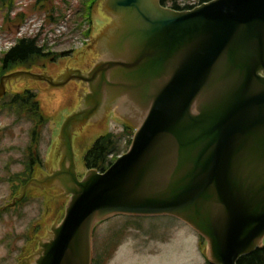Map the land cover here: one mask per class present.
Masks as SVG:
<instances>
[{"label":"water","instance_id":"95a60500","mask_svg":"<svg viewBox=\"0 0 264 264\" xmlns=\"http://www.w3.org/2000/svg\"><path fill=\"white\" fill-rule=\"evenodd\" d=\"M101 4L96 39L81 52L89 51L51 65L53 75L86 70L100 50L91 72L58 81L19 72L0 85L2 97L5 79L47 81L52 87L24 79L15 92L41 90L43 111L57 121L46 158L55 171L38 169L10 206L31 187L70 198L63 221L36 239L40 249L23 264H92L96 225L117 215L179 218L208 241L212 264H238L264 242V0H213L190 11L161 0H106L104 11ZM105 10L114 21L104 33ZM71 80L89 83L85 101ZM117 105L113 121L138 127L131 148L80 180L77 168L86 172L84 155Z\"/></svg>","mask_w":264,"mask_h":264},{"label":"rangeland","instance_id":"374dc122","mask_svg":"<svg viewBox=\"0 0 264 264\" xmlns=\"http://www.w3.org/2000/svg\"><path fill=\"white\" fill-rule=\"evenodd\" d=\"M33 1L24 0L26 4ZM202 1L163 0L168 7L176 4L181 7L198 6ZM83 4L84 0H79L77 20L79 24L85 21L82 30L79 29V52L87 48V37L83 31L90 27L85 19L86 8ZM56 5L63 13H67V4L56 1ZM93 12L94 10L91 16L92 23ZM74 38L75 35L69 37L70 40ZM71 43L74 44V41ZM69 46L68 44L59 49ZM70 59L73 60L75 57ZM34 91L38 96L41 94L39 89ZM0 107V210H2L12 204L15 188L19 183L18 176L26 171L32 122L26 116L19 118L17 113L5 105V101H0ZM120 108L121 106L117 105L114 108L116 111L113 109L107 115L103 135L107 133L117 135L119 153L123 155L129 148L130 135L124 126L113 121ZM56 126V119L51 118L43 130L38 147L45 162L43 168L39 170L44 174H48L46 158L52 147V135ZM63 195L64 192L60 190L32 187L28 190L24 202L10 206L4 214L0 212V264H23L37 254L39 242L36 239L49 236L52 227L57 226L64 217L66 201H56ZM199 239L197 232L175 217L115 216L97 226L93 248L94 251L101 250L107 243L110 249L115 244L111 250L112 255H115L108 264H206L207 260L199 250Z\"/></svg>","mask_w":264,"mask_h":264},{"label":"trees","instance_id":"16d2710c","mask_svg":"<svg viewBox=\"0 0 264 264\" xmlns=\"http://www.w3.org/2000/svg\"><path fill=\"white\" fill-rule=\"evenodd\" d=\"M46 0H38L37 6L44 3ZM102 0H85V7L89 16L91 15V10L94 6L100 3ZM208 0H203L206 2ZM163 2V1H162ZM163 5L165 3L163 2ZM43 6V5H42ZM174 9H192V6H186L180 8L177 4L173 6ZM91 20V19H90ZM90 24H92L90 22ZM92 32H90L91 34ZM89 35V32L87 33ZM59 54L54 53H43V50L40 49L36 41H21L20 44L13 49L10 53L6 55L4 61L6 63L10 62L13 65H10L9 70H16L24 67H33V65H40L44 60H56ZM25 62V63H20ZM5 63V64H6ZM5 105L10 108V110L17 113L18 117L26 116L31 122V143L27 148V161L25 163L26 171L18 176L19 183L15 188V196L19 195L22 185L27 184L32 178L36 177V172L39 168L43 166V159L39 152V144L42 138V133L50 121V117L43 111L40 102L37 99V95L32 91H24L20 94H15L10 98L9 101H5ZM127 133L132 136L134 129L132 126L127 125ZM131 139H129V144H131ZM119 153V142L117 135L113 133H107L105 135L97 138L87 149L84 155V164L88 169H96L100 172H105L116 160ZM113 156L114 159L111 160L110 157ZM19 184H21L19 186ZM199 248L201 252L205 255L207 250V242L203 237L199 239ZM112 251L110 252L109 244L106 243L101 250H98L96 253L95 264H107L110 259ZM207 264H210L209 262ZM238 264H264V246L257 249L255 252L243 256Z\"/></svg>","mask_w":264,"mask_h":264},{"label":"flooded vegetation","instance_id":"af4514ba","mask_svg":"<svg viewBox=\"0 0 264 264\" xmlns=\"http://www.w3.org/2000/svg\"><path fill=\"white\" fill-rule=\"evenodd\" d=\"M7 3H9V2H2V1H0V18L2 19V21H3V23L5 24V28H7V29H10L11 30V26H9V23H7L8 22V17H7V12L10 10V4H7ZM110 22H112V20L110 19ZM109 22V23H110ZM109 23L107 24V25H109ZM13 25H15V24H13ZM100 44H102V42H100ZM18 46V45H17ZM17 46H15V47H13L12 49H10L7 53H5L4 55H3V59H0V83H1V81H2V78L4 77V76H6V75H9V74H11V73H14V72H18V71H32V72H34V73H39V74H42V73H46V72H48V73H52V67H51V63H49V64H42V65H40V67H38V68H35V66L33 67V68H31V67H27L26 69H17V70H13V71H10L9 70V68H10V65L12 64L13 65V63H6V61H4L5 60V58H6V55L8 54V53H10L13 49H15ZM87 51H89V50H87ZM87 51H84V52H82V53H86ZM75 57V56H74ZM78 58V56L76 57V59ZM60 61H63L62 59H59V60H57V61H55V64H56V66L57 67H59L60 66V64H59V62ZM79 61V60H78ZM6 63V64H5ZM20 63H25V62H20ZM26 64V63H25ZM26 65H28V64H26ZM91 69V68H90ZM90 69H81L82 71H89ZM65 71V69L64 70H62V71H60L59 73H58V75H52V76H54L55 78H57V76H59L60 74H63V72ZM19 79H21V78H19ZM20 80H17V81H15V80H11V81H7V93H6V95L5 96H7L10 92H15V88L16 87H18L17 85L20 83L19 82ZM24 81V80H23ZM17 82H19L18 84H16ZM22 82V81H21ZM72 82H74L75 83V86H74V88H73V91H74V93L77 95V96H79V95H82V92H84V91H87L88 90V88H87V85H85L83 82H78V81H72ZM24 84L25 83H30L29 81L28 82H23ZM71 83V82H70ZM69 85V84H68ZM24 90H28L29 92L30 91H33L34 92V90L33 89H30V87H27V88H23V91ZM32 262H33V260H32Z\"/></svg>","mask_w":264,"mask_h":264}]
</instances>
